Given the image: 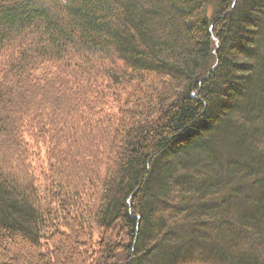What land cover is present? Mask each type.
<instances>
[{"label": "trees", "instance_id": "trees-1", "mask_svg": "<svg viewBox=\"0 0 264 264\" xmlns=\"http://www.w3.org/2000/svg\"><path fill=\"white\" fill-rule=\"evenodd\" d=\"M0 264H264V0H0Z\"/></svg>", "mask_w": 264, "mask_h": 264}, {"label": "rangeland", "instance_id": "rangeland-1", "mask_svg": "<svg viewBox=\"0 0 264 264\" xmlns=\"http://www.w3.org/2000/svg\"><path fill=\"white\" fill-rule=\"evenodd\" d=\"M41 152H42V151H41ZM99 237H100L99 235H97V234H93V235H92L93 242H95V241L97 242V240H99Z\"/></svg>", "mask_w": 264, "mask_h": 264}]
</instances>
